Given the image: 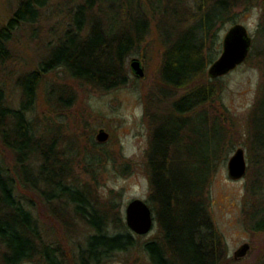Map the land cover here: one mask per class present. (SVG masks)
<instances>
[{
    "label": "trees",
    "instance_id": "obj_1",
    "mask_svg": "<svg viewBox=\"0 0 264 264\" xmlns=\"http://www.w3.org/2000/svg\"><path fill=\"white\" fill-rule=\"evenodd\" d=\"M48 3L20 0L0 25V66L12 56L19 35L40 19ZM253 7L259 8L260 15L247 55L252 57L257 39L264 40V0H81L57 11L66 13L62 20L51 13L56 20L53 35L59 29L62 32L52 37L48 46L52 45L37 66L16 79L20 89L16 107L8 102L6 86L0 81V241L5 247L0 264H24L37 257L43 264H63L60 248L71 254L70 264H104L114 252L137 247L147 264L236 262L228 257L224 236L211 219L208 194L219 163L235 146L233 116L222 103L216 105L221 77H205V69L220 53L219 30L238 22L241 13ZM152 26L151 32L156 31L163 45L153 107L164 103L168 107L165 113L152 114V102L147 104L150 99L144 97L152 121L144 161L150 186L146 201L160 232L142 239L144 235L132 232L114 210V200L98 201L74 172L75 162L78 167L82 163L84 172H92L102 160L93 132L85 134L89 147L81 146L83 132L76 133L78 125L63 145L61 135L47 138L41 133L44 128H39L33 108L43 85L48 110L71 119L76 86L107 91L137 79L130 76L126 62L133 56L147 58ZM48 75L52 80L47 82ZM260 85L247 120L249 150L256 152L258 165L247 189L255 193L249 204L253 209H246L245 220L257 232L264 231V79ZM181 88L185 92L174 99L164 92ZM51 116L47 113L41 120ZM56 125L63 128L65 123ZM191 145L199 152L194 153ZM82 149L95 154L87 157ZM36 200L44 208L49 206L45 217L52 222L61 219L60 211L67 206L71 218L63 225L74 231L79 219L84 223L88 233L78 250L75 241L58 239L52 245L39 239ZM259 262L264 264V255Z\"/></svg>",
    "mask_w": 264,
    "mask_h": 264
},
{
    "label": "rangeland",
    "instance_id": "obj_2",
    "mask_svg": "<svg viewBox=\"0 0 264 264\" xmlns=\"http://www.w3.org/2000/svg\"><path fill=\"white\" fill-rule=\"evenodd\" d=\"M19 1L0 0V25L16 8ZM80 1L49 0L47 6L42 10L44 12L40 19L33 26L28 27L24 33H21L18 40L16 39L13 49H11L12 56L0 66V81H3L6 86L8 102L12 107H16L20 96V89L16 79L37 66L39 60L44 57L52 45L49 44L50 46H48V43L62 32L59 29L53 35V31L56 29V20L51 18V13L56 12L55 17L62 20L66 17V13L57 11L67 10L68 7ZM259 15V8L253 7L242 12L239 16L238 22L245 25L253 39L257 33ZM171 23L174 24L173 22ZM231 25L226 24L219 30L220 41ZM152 29L155 30L154 26L149 32L150 39H147L149 44L146 50L147 58L141 59L144 67V76L136 77L130 70V76L137 79L131 78L126 86L107 91H101L90 86H76L75 98L70 102L71 112L73 113L71 119L56 117L53 112L48 110L43 94V85L39 88L38 97L33 108V113L39 116V128H44L43 130L41 129V133L47 138L49 135H61L63 137L62 144L68 137H71L78 125L80 132L76 133L80 135L83 132V135L79 136L81 137V146L86 145L89 147L86 143L85 134L93 132V137H95L101 127L109 133V138L105 142L100 143L99 152L102 153V160L96 167L92 168V172H84L82 163L80 167L77 166L76 162L73 166L74 172L79 175L80 180L89 186L95 198L98 201L114 200L116 203L114 210L120 212L123 218L125 206L130 199L141 198L148 200L150 195V186L145 174L144 161L149 147L152 121L149 112L148 114L146 112L144 97L146 95L150 99L147 104L152 102L149 107L153 108L152 114L165 113L168 107V104L165 103L163 107H153V103H157L155 97L158 99L157 91L160 79V70L158 69L163 45L156 31L151 32ZM255 44L256 47L253 49L252 57H246L234 69L220 76L222 88L220 98L216 103L218 106H220V103L226 106L233 116L232 127L235 135V146L233 150H228L227 159L219 163L209 183L210 216L224 236L228 257H233L234 251L241 243L248 241L251 245L245 257L236 260L235 263L227 262L228 264H260L259 259L264 255V231L257 232L250 229L245 220L246 209H253V207H249V204L253 201L255 193L253 194L251 190L248 193L247 189L249 183L256 178L253 175L258 165L255 159L257 158L256 152L249 150L252 144L247 138V120L260 93V84L264 79V40L258 38ZM252 48L253 45L251 43L250 51ZM257 49L262 50L261 54L256 52ZM131 58H128L126 62L129 69ZM207 68L208 66L205 69V77H209ZM46 79L47 82L52 80L49 75ZM44 85H46V81ZM184 89H166L164 92L169 99H174L184 93ZM47 113L52 115L51 119L41 120ZM61 121L65 123L63 128H59L56 125V123ZM178 138H180V135ZM196 139V142H198V137ZM193 145H191V149ZM237 147L244 149L247 166L243 177L232 179L227 173V161ZM82 151L83 155L86 154L87 157L94 153L90 149H85V151L82 149ZM192 151L194 153L199 152L195 148ZM73 153L70 152L69 154ZM177 153L182 158L183 151L179 150ZM7 160L8 158H6ZM35 203L34 210L37 211L35 214L38 218L40 217L37 221L40 232L39 239L52 245H56V240L58 239L65 243H67V240L70 242L75 241L77 246L74 249L78 250L80 248L78 245L84 243L85 236L88 233L84 223L78 218V223L74 226V231H72L68 224L63 225V222L71 218L67 206L60 211L61 219L56 218L52 222L45 217L49 206L44 208L37 200ZM100 204L104 205L101 202ZM111 225V222H108L109 228ZM89 232H91V228H89ZM159 232L158 222L155 220L152 230L144 235L142 239H150L158 235ZM4 250L5 247L0 241V260ZM59 254L61 255L59 258L61 257L60 259L64 261L63 264H70L71 254L65 253L63 248H60ZM145 258L141 249L137 247L126 252H114L104 264H147ZM39 259L37 257L35 260L27 261L24 264H43L42 259Z\"/></svg>",
    "mask_w": 264,
    "mask_h": 264
},
{
    "label": "water",
    "instance_id": "obj_3",
    "mask_svg": "<svg viewBox=\"0 0 264 264\" xmlns=\"http://www.w3.org/2000/svg\"><path fill=\"white\" fill-rule=\"evenodd\" d=\"M252 43L247 28L242 23L232 24L224 33L221 40V50L218 56L208 65L207 74L210 78L222 76L242 63L247 57ZM130 70L136 77L144 76V67L141 59L133 56L129 61ZM109 133L99 128L95 139L105 142ZM245 151L242 147L234 149L227 161V173L232 179H239L246 172ZM124 220L128 228L137 235L148 234L154 226V214L146 200L141 198L130 199L124 210ZM251 245L248 241L240 244L234 251L233 258L239 260L245 257Z\"/></svg>",
    "mask_w": 264,
    "mask_h": 264
},
{
    "label": "flooded vegetation",
    "instance_id": "obj_4",
    "mask_svg": "<svg viewBox=\"0 0 264 264\" xmlns=\"http://www.w3.org/2000/svg\"><path fill=\"white\" fill-rule=\"evenodd\" d=\"M154 214V213H153Z\"/></svg>",
    "mask_w": 264,
    "mask_h": 264
}]
</instances>
